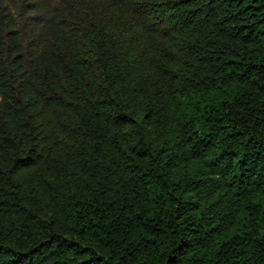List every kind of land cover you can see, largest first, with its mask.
<instances>
[{
    "label": "trees",
    "instance_id": "1",
    "mask_svg": "<svg viewBox=\"0 0 264 264\" xmlns=\"http://www.w3.org/2000/svg\"><path fill=\"white\" fill-rule=\"evenodd\" d=\"M0 264H264V0H0Z\"/></svg>",
    "mask_w": 264,
    "mask_h": 264
}]
</instances>
